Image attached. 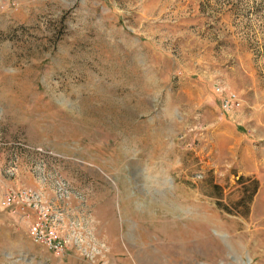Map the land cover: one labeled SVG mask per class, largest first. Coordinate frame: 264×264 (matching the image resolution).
<instances>
[{"label": "rangeland", "instance_id": "1", "mask_svg": "<svg viewBox=\"0 0 264 264\" xmlns=\"http://www.w3.org/2000/svg\"><path fill=\"white\" fill-rule=\"evenodd\" d=\"M25 187L67 246L16 204L0 264H264V0H0V200Z\"/></svg>", "mask_w": 264, "mask_h": 264}, {"label": "built area", "instance_id": "2", "mask_svg": "<svg viewBox=\"0 0 264 264\" xmlns=\"http://www.w3.org/2000/svg\"><path fill=\"white\" fill-rule=\"evenodd\" d=\"M215 91L222 96L221 105L227 114L242 107L238 94L224 84L216 83ZM15 205L21 206L22 209L30 207L36 211V218L28 227L30 238L35 243L48 247L58 255L64 254L67 242L60 236L50 207L44 203L40 192L33 188H19L7 192L0 200V209H8V207Z\"/></svg>", "mask_w": 264, "mask_h": 264}, {"label": "crops", "instance_id": "3", "mask_svg": "<svg viewBox=\"0 0 264 264\" xmlns=\"http://www.w3.org/2000/svg\"><path fill=\"white\" fill-rule=\"evenodd\" d=\"M12 218L14 221H21L29 225L35 220L36 218V211L33 210V208L25 207V209H22L21 206H15V209H13Z\"/></svg>", "mask_w": 264, "mask_h": 264}, {"label": "trees", "instance_id": "4", "mask_svg": "<svg viewBox=\"0 0 264 264\" xmlns=\"http://www.w3.org/2000/svg\"><path fill=\"white\" fill-rule=\"evenodd\" d=\"M214 187L215 189H218V190L220 189L219 185H215Z\"/></svg>", "mask_w": 264, "mask_h": 264}]
</instances>
